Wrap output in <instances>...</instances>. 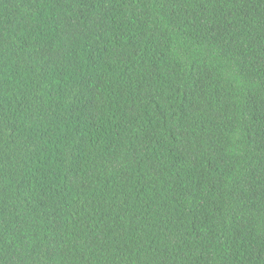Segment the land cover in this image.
<instances>
[{
    "label": "trees",
    "instance_id": "1",
    "mask_svg": "<svg viewBox=\"0 0 264 264\" xmlns=\"http://www.w3.org/2000/svg\"><path fill=\"white\" fill-rule=\"evenodd\" d=\"M0 264H264V0H0Z\"/></svg>",
    "mask_w": 264,
    "mask_h": 264
}]
</instances>
